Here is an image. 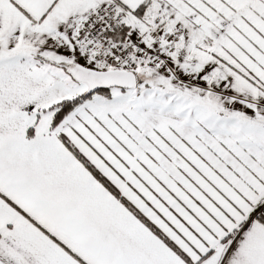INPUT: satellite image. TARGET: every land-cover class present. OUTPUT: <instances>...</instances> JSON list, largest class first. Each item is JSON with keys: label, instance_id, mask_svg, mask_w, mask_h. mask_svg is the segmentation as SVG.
Segmentation results:
<instances>
[{"label": "snow or ice", "instance_id": "snow-or-ice-1", "mask_svg": "<svg viewBox=\"0 0 264 264\" xmlns=\"http://www.w3.org/2000/svg\"><path fill=\"white\" fill-rule=\"evenodd\" d=\"M0 264H264V0H0Z\"/></svg>", "mask_w": 264, "mask_h": 264}]
</instances>
